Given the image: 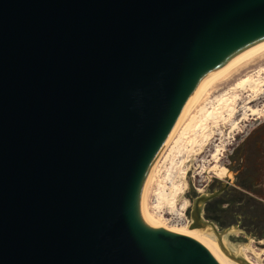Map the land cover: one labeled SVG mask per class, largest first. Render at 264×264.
Returning a JSON list of instances; mask_svg holds the SVG:
<instances>
[{
  "label": "water",
  "instance_id": "1",
  "mask_svg": "<svg viewBox=\"0 0 264 264\" xmlns=\"http://www.w3.org/2000/svg\"><path fill=\"white\" fill-rule=\"evenodd\" d=\"M263 47L264 0H0V264H219L144 194L196 91ZM193 157L187 233L252 264Z\"/></svg>",
  "mask_w": 264,
  "mask_h": 264
},
{
  "label": "rangeland",
  "instance_id": "2",
  "mask_svg": "<svg viewBox=\"0 0 264 264\" xmlns=\"http://www.w3.org/2000/svg\"><path fill=\"white\" fill-rule=\"evenodd\" d=\"M224 73L196 93L152 167L143 206L154 228L193 237L187 233L188 198L183 197L178 205L175 202L186 190L184 179L191 158L195 192L208 186V176L233 185L229 166L235 150L255 131L259 139L264 136V50ZM245 77L251 79L249 83L237 88ZM246 236L251 237L246 247L252 253L244 249L242 254L252 264H264V240Z\"/></svg>",
  "mask_w": 264,
  "mask_h": 264
},
{
  "label": "flooded vegetation",
  "instance_id": "3",
  "mask_svg": "<svg viewBox=\"0 0 264 264\" xmlns=\"http://www.w3.org/2000/svg\"><path fill=\"white\" fill-rule=\"evenodd\" d=\"M257 132L250 134L244 143L235 150L233 162L229 166L231 172L234 173V184L232 185L230 182L224 183L228 187H225L218 198L212 200L214 201L213 204L218 203L220 204V209L225 210L224 212L227 211V215L222 216L229 224L226 229L238 227L242 233H247L243 222L246 218L250 219L249 214L255 211V203L264 205V159H262L261 155L250 157L252 150L258 151V153L261 151L259 144H261L262 139L264 140V136H260L259 139ZM258 139L259 141L256 143ZM232 202L235 203V207L230 206ZM246 203L253 204L254 207L249 205V208L246 209ZM206 208L207 205L204 209L205 219L207 216ZM236 216H239L240 225ZM224 220L223 223H226ZM247 235L251 236L252 234L247 233Z\"/></svg>",
  "mask_w": 264,
  "mask_h": 264
},
{
  "label": "trees",
  "instance_id": "4",
  "mask_svg": "<svg viewBox=\"0 0 264 264\" xmlns=\"http://www.w3.org/2000/svg\"><path fill=\"white\" fill-rule=\"evenodd\" d=\"M258 141H259V139L256 140V143ZM260 143L262 144V146L260 145L261 151L258 153V151L252 150V154L250 155V157L261 155L262 159H264V140L262 139ZM241 201H242V199H241ZM213 202L214 201H211L208 204H206L207 205V208L205 210L206 214H207L206 220L214 223L220 230H224L229 226V224H227V221H225L222 217L223 215L224 216L227 215L226 214L227 211L224 212L225 210L220 209V204H218V203L213 204ZM247 203L245 206L246 209L249 208L248 207L249 205L254 207L253 204H250V203L247 204ZM230 206L235 207V203L234 202L230 203ZM234 207H232V208H234ZM249 216H250V219L246 218L243 222L244 229L247 231L248 234L251 233L253 235V236L252 235L251 236L254 237L255 239L264 240V205H262L260 203H255V211L253 213H250ZM222 219L226 223H223ZM247 233H244V234L247 235ZM248 236H250V235H248Z\"/></svg>",
  "mask_w": 264,
  "mask_h": 264
},
{
  "label": "bare ground",
  "instance_id": "5",
  "mask_svg": "<svg viewBox=\"0 0 264 264\" xmlns=\"http://www.w3.org/2000/svg\"><path fill=\"white\" fill-rule=\"evenodd\" d=\"M264 50V47L263 48H261V49H259L258 51H256L255 53H253L252 55H250V56H248L247 58H245V59H247V60H249V59H251L252 57H254V56H256L257 54H259L260 52H262ZM241 63V62H240ZM230 70V69H229ZM226 73V72H225ZM224 73V74H225ZM228 73V72H227ZM223 76V75H222ZM249 80H251L250 78H248V77H245V78H243L242 80H240V82L237 84V88H240V87H242L243 85H246V84H248L249 83ZM236 88V87H235ZM200 90V89H199ZM199 90L198 91H196V93L197 92H199ZM196 93L193 95V97L191 98V100H190V102L188 103V105H187V107H186V109H185V111H184V113H183V116H182V118L184 117V114L186 113V111L188 110V107H189V105H190V103H191V101H192V99L195 97V95H196ZM182 118H181V120H182ZM181 120L179 121V124H180V122H181ZM154 226V225H153ZM161 228V227H160ZM173 232V231H172ZM179 234H181V233H179ZM183 235V234H182ZM186 236V235H185ZM193 236V235H192ZM187 237H189V238H191V239H193V240H195L193 237H195V236H193V237H191V236H187ZM196 238V237H195ZM196 239H198V238H196ZM199 240V239H198ZM198 240H195V241H197L198 243H200L203 247H205L209 252H210V254L216 259V261L219 263V264H225L223 261H222V259L215 253V251L213 250V249H211V248H209L207 245H205L204 243H202V242H200V241H198Z\"/></svg>",
  "mask_w": 264,
  "mask_h": 264
}]
</instances>
